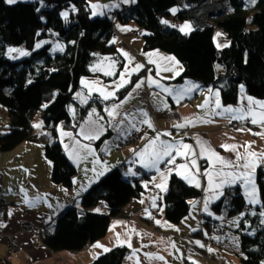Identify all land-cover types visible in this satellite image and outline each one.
<instances>
[{"label": "crops", "instance_id": "crops-1", "mask_svg": "<svg viewBox=\"0 0 264 264\" xmlns=\"http://www.w3.org/2000/svg\"><path fill=\"white\" fill-rule=\"evenodd\" d=\"M16 1L22 0H7ZM88 1L93 16L105 17L137 0ZM178 13L176 7L170 16L178 18ZM113 17L118 31L114 40L125 66L119 70L120 62L112 55L95 58L93 74L83 77L70 105L76 129L67 128L73 139L70 144L60 139L78 170L73 187L52 180L53 162L46 156L45 142L39 140L45 135L51 141L46 130H35L38 140L0 152V202L13 203L0 222V264H91L119 246L129 248L122 264H216L203 257L200 238L217 234L224 247L230 239L225 232L231 230L238 237L243 214L229 217L225 210H214L213 203L240 186L254 212L262 206L257 178L259 168H264V98L249 95L241 85L237 103L226 105L220 89L191 79L177 82L184 72L182 63L174 61L163 67L154 59H144L147 50L144 39L137 38L138 25L133 21L122 24ZM175 26L185 32L192 28L187 21L175 22ZM133 31L138 35L132 36ZM218 42L225 47L228 38L216 35V45ZM139 74L133 89L119 97L118 92ZM143 85L151 92L148 102L134 93ZM84 106L88 109L82 113ZM156 126L162 131L151 139L149 134ZM188 127L191 134L184 131ZM135 131L140 132L139 138L128 139ZM104 134L108 136L97 144ZM200 158L207 165H199ZM116 167L129 177L152 173L143 180L145 193L111 220L107 234L96 238L89 223L91 218L108 213L107 204L101 202L86 210L85 225L72 224L46 241L43 228L53 226L68 208L82 209L86 190ZM173 173L202 190L180 223L166 219L163 206L158 209L159 195L168 190ZM206 215L219 221L214 234L204 228ZM24 223L34 229L23 230ZM11 235L17 237L21 252L8 256ZM204 249L209 255L213 250L209 246Z\"/></svg>", "mask_w": 264, "mask_h": 264}, {"label": "trees", "instance_id": "trees-1", "mask_svg": "<svg viewBox=\"0 0 264 264\" xmlns=\"http://www.w3.org/2000/svg\"><path fill=\"white\" fill-rule=\"evenodd\" d=\"M228 2V12L216 21L228 37L222 48L215 43L214 29L185 32L168 22L177 0H137L113 15L122 24L134 21L145 29V50H164L179 59L184 72L175 79L177 82L191 79L220 89L226 105L237 103L241 85L249 95L264 98V0ZM187 18L184 12L178 13V20ZM117 32L112 16H93L88 0H0V109L4 110L0 119L5 120L3 129L0 127V152H8L24 141L38 140L34 117L41 112L53 139L45 143L46 156L53 162L52 180L73 187L78 170L58 138L57 125L64 121L76 129L70 105L83 77L93 74L91 66L97 56L112 55L120 62L119 70L125 66L114 40ZM52 40H59L64 49L55 51ZM14 47L23 53H9ZM140 76L134 75L132 83L118 92L119 97L133 89ZM87 109L81 107V112ZM106 135L96 143L103 142ZM151 173L129 177L119 167L108 172L86 190L81 198L82 209L68 208L53 226L44 228L45 240L51 241L72 224L85 225L86 210L101 202L107 204L108 213L91 218L89 223L96 238L105 236L111 220L145 193L143 180ZM257 183L262 206L256 212L240 186L228 190L212 205L218 212L225 210L229 217L243 214L237 228V264H264V168L258 170ZM168 187L159 195L158 209L163 206L166 219L180 223L202 190L175 173L170 175ZM205 218L204 228L213 233L219 221L212 216ZM128 255L129 248L119 246L91 264H122Z\"/></svg>", "mask_w": 264, "mask_h": 264}, {"label": "rangeland", "instance_id": "rangeland-1", "mask_svg": "<svg viewBox=\"0 0 264 264\" xmlns=\"http://www.w3.org/2000/svg\"><path fill=\"white\" fill-rule=\"evenodd\" d=\"M181 2H182V0H177L176 5L172 9L178 7V10L180 12L181 9H182V7L184 6V5H181ZM210 5H214L215 7H220V2H215L214 1V2L210 3ZM228 10L219 11L218 12L219 15H211V16H208V20H207L209 22L208 23V26H210L209 28L214 29V32H215V35L214 36H215V38H216V35L217 36L219 35L220 37L222 36V39L223 38L224 39L228 38V37H225L226 36L225 33L219 27V25H217V22H216L217 19L225 16V14L228 12ZM187 16H188V18L185 19V20H183V21L184 22L187 21V23L190 26H192V28H191V31H192L196 27L193 26L194 22H193L192 16H190L189 14H187ZM167 19L169 20L168 22H170V24L172 26H175V22H181V23H183V21L177 20L178 19L177 17H171V16H169ZM134 23L137 25V23L133 21V25H135ZM135 28L138 29L139 32H140V35L137 36V38L138 39H141L142 38V35L145 34V29H142L139 26H137V27L135 26ZM131 35L132 36L138 35V31H133L131 33ZM223 42H224V40H223ZM52 43H53V48H54L55 51L56 50H63L64 49V44L61 43L59 40H52ZM217 46H219L220 48H222L223 45H221V43L218 42ZM12 52L13 53L14 52H18V54H22L23 53L19 49H15V48H12V49L9 50V53H12ZM145 54H146V57H143L144 59H150V60H153L154 59V60H156L157 63H163L162 64L163 67L164 66H167V64H169L171 62L179 61L172 54H170L168 52L166 53V51L165 52L164 51L162 52L159 49L147 50V52ZM144 61H148V60H144ZM167 67H169V66H167ZM140 92L141 93H144V92L145 93L146 92L148 93L144 97H141L142 99H144L146 101L148 100L147 98L151 96L150 89L146 85H143L142 88H140L139 90H136L134 92L135 95L138 98H139V93ZM144 100H142V101L144 102ZM2 116H4V110L3 109H0V117H2ZM4 125H5V122H2L0 120V127L2 129H3ZM34 127L36 129V132L46 130L47 131V135L51 137V130L46 127V124L44 122V119L42 118L41 112H38L35 115V117H34ZM57 128H58L59 139H64L67 144H70L71 141H72V139H73L72 138L73 136L71 135L72 132L69 131V128H67L65 122L64 121H60V123L57 125ZM190 131H191L190 133H192L191 128H190ZM160 133H158V135H160ZM135 134H136L135 138L132 139V137H134L133 135H135ZM139 136H140V132L139 131H135V133H132V134L128 135V139L135 140V139L139 138ZM150 138L151 139H154L152 137H150ZM39 140L44 141L45 143H47V141H48V139H46V136L45 135H43L42 137H40ZM50 140H53V139L50 138ZM126 144H129V142L126 143ZM203 160H204L203 158H200V160H198V164L200 165ZM1 221L2 220H0V222ZM23 228H24L23 230H26V231H31V230L34 229V228H32V229H28L27 228L26 229L25 227H23ZM214 233H216V232H214ZM214 233H211V234H214ZM225 233H226L225 235H230V237H229L230 239H228V244H227V241H225L226 243H225L224 247H222V246L219 245V241H218L219 238H218L217 234H214V235H211V236L204 235L203 238H200L201 239V243H203V251H202L203 257H205L206 260L211 261V262H214L216 264H236L235 262H239V260H240L238 258L239 257L238 254L240 253V248L238 246V240H239V238L236 236V234H231V230H228V232H225ZM206 239L209 240V242L206 241ZM207 246H209L211 249H213L210 252L211 253L210 255H209L208 251L204 249V248H207ZM7 248H8V251H7V255L8 256L16 255L19 252H21V247H19V245L17 243V237H15L14 235H11V239L9 240V244H8ZM13 249L14 250H17V253H14V252L11 253V250H13ZM184 264H189V262H185Z\"/></svg>", "mask_w": 264, "mask_h": 264}, {"label": "built area", "instance_id": "built-area-1", "mask_svg": "<svg viewBox=\"0 0 264 264\" xmlns=\"http://www.w3.org/2000/svg\"><path fill=\"white\" fill-rule=\"evenodd\" d=\"M185 2H186V5H188L189 7H191V8H193V7H197V6H199L200 8H204V9H206V10H208L209 12H212V14H215V13H218L219 11H224V10H228L229 9V2H228V0H202V1H200V2H197V3H190L189 1H187V0H184ZM220 2V7H216L217 9L215 10V11H213L214 9H215V6L214 5H210V3H212V2ZM181 5H184V3H183V0H182V2H181ZM203 9V10H204ZM187 10V11H186ZM181 11L182 12H187V14H189L190 16H191V14H190V12H189V8H186V6L184 5L183 7H182V9H181ZM200 15V14H199ZM112 16V18H114L113 16H115V15H111ZM189 16V17H190ZM192 19H193V22H194V24H193V26H195L196 28H194V29H196V30H200V31H204L205 29H209V27L210 26H208V24H205V26L204 25H200L199 23H197L196 22V20H195V18H193L192 17ZM209 23V22H208ZM146 94H148L147 92L145 93H139V97H144ZM2 122H5V120L4 119H0ZM162 131V128L160 127V126H156V128H154L153 130H152V132H151V134H150V137H152V138H156V136L158 135V133H160ZM184 131L186 132V133H188V134H191L190 132V127H188V128H186V129H184ZM134 137H132V139H134L135 138V136H136V134L135 135H133ZM127 146H128V144H127ZM201 164L203 165V166H205L206 165V160H203L202 162H201ZM11 206H13V203L12 202H6V201H1L0 202V220H3V219H5L6 218V213H7V211H8V209L11 207ZM23 226L27 229H32V228H34V226L33 225H31L30 223H24L23 224ZM0 229H1V227H0ZM44 229V228H43ZM43 229H40V230H42L43 231ZM13 238V237H12ZM206 241H208L209 242V240H207L206 239ZM12 252H14V253H17V250H11V253ZM190 264V263H189Z\"/></svg>", "mask_w": 264, "mask_h": 264}, {"label": "bare ground", "instance_id": "bare-ground-1", "mask_svg": "<svg viewBox=\"0 0 264 264\" xmlns=\"http://www.w3.org/2000/svg\"><path fill=\"white\" fill-rule=\"evenodd\" d=\"M183 3L186 6V8H189V12H190L191 16L193 18H195L197 23H199V24L201 23L200 24L201 26L202 25L205 26V24H208V21H207L208 20V16H211L212 12H209L208 10H206L204 8H200L199 6L191 8L188 5H186V2L184 0H183ZM216 9L217 8L215 7V9L213 11H215ZM184 13L187 15V12H184Z\"/></svg>", "mask_w": 264, "mask_h": 264}, {"label": "water", "instance_id": "water-1", "mask_svg": "<svg viewBox=\"0 0 264 264\" xmlns=\"http://www.w3.org/2000/svg\"><path fill=\"white\" fill-rule=\"evenodd\" d=\"M212 15H219V13H215V14H212Z\"/></svg>", "mask_w": 264, "mask_h": 264}]
</instances>
